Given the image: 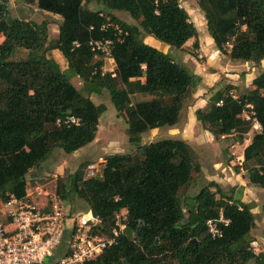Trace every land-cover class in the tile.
Segmentation results:
<instances>
[{
	"label": "trees",
	"instance_id": "1",
	"mask_svg": "<svg viewBox=\"0 0 264 264\" xmlns=\"http://www.w3.org/2000/svg\"><path fill=\"white\" fill-rule=\"evenodd\" d=\"M19 1L60 22L56 38L49 39L46 21L11 17L9 0H0V199L23 196L27 173L54 149L72 154L94 140L105 106L91 96L106 92L125 118V136L134 150L107 156L99 178L84 179L80 165L54 187L64 203L82 201L104 230L120 209L126 212L117 246L86 264H264V253L250 246L253 203L214 182L179 200L200 171L189 145L181 139L140 143L144 134L179 122L200 82L169 53L143 42L151 37L180 50L193 39L197 48L196 29L177 0ZM91 2L98 9L86 8ZM197 7L220 55L252 67L264 61V0H198ZM113 12L134 23L119 21ZM107 39L112 72H102L107 57L90 45ZM55 50L66 63L64 71L48 55ZM70 78L78 79L80 90ZM136 96L144 98L133 102ZM67 116L77 125H55ZM193 116L214 140L232 136L238 144L258 125L232 170L264 190V67L249 89L231 84L209 89L205 106ZM219 217L227 223H217L220 237L212 239L205 223Z\"/></svg>",
	"mask_w": 264,
	"mask_h": 264
},
{
	"label": "rangeland",
	"instance_id": "2",
	"mask_svg": "<svg viewBox=\"0 0 264 264\" xmlns=\"http://www.w3.org/2000/svg\"><path fill=\"white\" fill-rule=\"evenodd\" d=\"M179 6L183 8L188 14L189 21L194 25L196 29V45L197 48H192L193 39L185 43L182 49H165V53H169L175 59L181 60L187 58L191 54L196 55L200 54L195 52L199 49V46L203 50L209 52L210 59L216 58V53L212 50L213 44L208 37L205 22L201 12L197 7L196 0H177ZM21 1L18 0H9L10 6V16L11 17H20L23 19L31 20L36 23L41 21H46L48 23V37L49 39H55L57 36V26L60 22V19L57 16L45 14L38 12L35 7L19 5ZM86 8L90 10H96L98 7L93 3L86 5ZM114 17L119 21L126 23H134L125 13L122 12H113ZM144 41L146 42L145 38ZM156 42V41H155ZM158 45V44H157ZM159 46L163 47L164 45L160 44ZM211 54V55H210ZM49 57L57 64L60 71L66 69V63L58 51L50 52ZM191 57V56H190ZM191 57L199 64L204 62V58ZM191 63V62H189ZM236 73H237V86L241 89L250 87L251 80L259 73V71L264 67V61L260 62L258 65L248 66L246 63H238ZM193 66V64L191 65ZM233 67V66H230ZM114 69L113 63L109 59L103 60L102 72H112ZM231 75V74H230ZM242 75V78H241ZM71 84L78 90H80V83L77 78H70ZM219 82L223 84L226 83L225 79L221 76ZM142 96L133 97L132 101L141 100ZM147 99V97L145 98ZM91 100L95 104H103L105 106V112L99 117L97 131L94 140L83 148L75 151L72 154H64L59 149H54L51 154L40 163L37 167L32 168L25 177V182L28 184L29 188L38 186L42 189H50L52 186L55 187L56 180L63 178L66 174L75 172L80 165H83V176L85 170L90 165H95L98 168H102V163L107 156L114 154L126 155L131 153L134 148L133 146L127 143L124 130L126 129L125 118L121 113H117L112 104L109 101L108 95L106 92H103L100 96H91ZM193 98H190L185 102L183 109L180 114V120L178 124H175L171 127H163L156 131H150L144 134L141 138V145H145L149 142H153L161 139H181L185 141L195 157L196 162L199 166L206 167V173L203 174L201 171L199 173L192 174V180L190 183L179 193V200H182L184 196H191L195 194L201 187L208 184L209 181L206 178L212 177L213 179L223 181L225 176H230V172L225 169L228 161H233L234 165L239 163L237 158L239 157V147L237 150L231 153L228 151V146L224 148L225 145L235 142V138H225L224 140H214L212 136L203 131L198 124L189 122L187 115L189 114L190 109H192ZM258 126L253 125L252 130L248 133L247 139H249L252 133L258 131ZM244 141L241 143L243 144ZM240 144V145H241ZM239 145V146H240ZM224 151V152H222ZM226 152V153H225ZM229 157V160L227 158ZM208 162H213L214 164L221 165V169L216 166L215 171L210 173V168L207 167ZM229 166L232 173V167ZM226 170V172L224 171ZM235 174V173H234ZM237 174H243L240 171ZM211 179V178H210ZM239 183V176L237 178ZM244 186L237 187L234 186V194L240 196L244 202H251L255 206L252 211L258 213L254 216L255 222L254 227L250 231V236L253 240V252L254 253H264V190L255 188L247 184L245 181ZM224 192H227L228 189L232 188L230 186L220 187ZM242 192H244L242 194ZM66 203V202H65ZM71 207L74 214L76 213H85L88 211L86 205L79 200H74L72 205L66 203L65 209ZM65 238L62 239L57 248L53 251V257L44 259L43 263L48 264L56 258L62 256L65 252L64 245Z\"/></svg>",
	"mask_w": 264,
	"mask_h": 264
},
{
	"label": "built area",
	"instance_id": "3",
	"mask_svg": "<svg viewBox=\"0 0 264 264\" xmlns=\"http://www.w3.org/2000/svg\"><path fill=\"white\" fill-rule=\"evenodd\" d=\"M112 28L113 35L117 37L120 31L116 26ZM90 45L109 59L111 40L95 41ZM243 116L248 118L245 114ZM77 122V119L67 116L61 121L56 120L55 125H77ZM100 176L101 168L90 165L83 178ZM125 218V210L120 209L112 224L104 230L100 219L89 211L69 214L54 186L50 189L28 187L20 198L6 194L3 200L0 199V264H44V259L53 257V251L63 238L64 254L48 264H86L104 250L117 246L125 231ZM217 223L226 225L227 220L219 217L205 223L207 234L212 239L220 237ZM253 245L251 243V248Z\"/></svg>",
	"mask_w": 264,
	"mask_h": 264
},
{
	"label": "crops",
	"instance_id": "4",
	"mask_svg": "<svg viewBox=\"0 0 264 264\" xmlns=\"http://www.w3.org/2000/svg\"><path fill=\"white\" fill-rule=\"evenodd\" d=\"M145 40H146V42L144 41V39H143V42L145 44H147L148 46H151V47L158 49L162 52H165V49L167 50V46H163V47L159 46L160 43L157 41L155 42V40L151 37H145ZM212 50H214V52H217L214 47H212ZM208 51L203 50L201 46H199L198 50H195L196 53L197 52L200 53L197 56L198 58H202V57L204 58V62L200 63V64L197 61H195L194 59H192L190 56H187V58H184L181 60L177 59L180 63L184 64L188 68L189 71H191L194 75H196L200 79V82H199L198 86L196 87V91L192 96V98H193V104L191 107L192 109H190L189 114L187 115L188 121L193 122L194 124H196V123L194 121L193 112L196 109H198V108L200 109V108H203L205 106L206 93H207V91H209V89H220L226 84L237 85L235 82H237V76L238 75L236 73V70H238V69L236 67L237 65H234V64H238V62H230L224 56L220 55L218 52L216 53V58L210 59ZM109 61L112 62V60H110V59H109ZM189 62H191V63H189ZM192 64H193V66H191ZM230 66H233V67H230ZM113 67H114V65H113ZM221 76L225 79L226 83L223 84L222 82H219V78ZM156 130H158V129H155L152 131H156ZM246 137L242 140V142L244 141V143L241 145L236 143V142H233V143H229V144L224 146V148L228 146V151L231 153V155L239 147L240 153H239V157L237 158V161L241 160L242 150L249 142V139H247ZM226 138H232V136H228ZM224 139L225 138H220V140H224ZM222 152H224V151H222ZM227 158L229 160L228 156H227ZM206 164H208L207 167L209 168V170H210V168L212 169V170H210V173H213L215 171V167L218 166V165L214 164L213 162H208ZM236 164H239V163H236ZM225 165H226L225 169H227L231 174L230 176H227V175L225 176V178H226L225 180H229V181H223L222 179L216 180V179H213L212 177H210L211 179L210 178L209 179L206 178V179L209 182L216 183L217 185H219V187H223V186L242 187V186H244L243 185L245 182L244 175L243 174H234L231 172V170L229 168V166L234 165V162L228 161V164H225ZM218 167L221 169L220 164ZM200 171L203 174H205L207 171L206 167L200 166ZM224 171L226 172V170H224ZM238 176H239V183L237 181ZM243 193L244 192H242V194ZM240 201L243 203H247V202H244L242 200V198H240ZM251 212L254 216H256L258 214V213H254V211H251Z\"/></svg>",
	"mask_w": 264,
	"mask_h": 264
},
{
	"label": "water",
	"instance_id": "5",
	"mask_svg": "<svg viewBox=\"0 0 264 264\" xmlns=\"http://www.w3.org/2000/svg\"><path fill=\"white\" fill-rule=\"evenodd\" d=\"M19 1V0H18ZM196 1H198V0H196ZM48 55H50V53H48ZM248 66H250V63H246Z\"/></svg>",
	"mask_w": 264,
	"mask_h": 264
}]
</instances>
